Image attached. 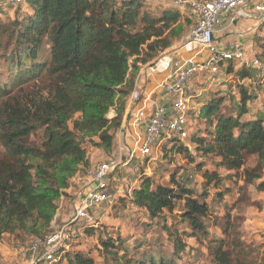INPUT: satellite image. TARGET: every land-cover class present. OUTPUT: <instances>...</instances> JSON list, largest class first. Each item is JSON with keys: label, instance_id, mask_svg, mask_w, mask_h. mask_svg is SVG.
Instances as JSON below:
<instances>
[{"label": "trees", "instance_id": "trees-1", "mask_svg": "<svg viewBox=\"0 0 264 264\" xmlns=\"http://www.w3.org/2000/svg\"><path fill=\"white\" fill-rule=\"evenodd\" d=\"M24 3L32 13L4 29L14 40L9 62L17 72L10 85L0 86V236L22 232L42 237L48 234L71 180L90 167L86 146L90 143L113 152L142 66L153 64L172 48L186 28L191 31L195 20L188 10L176 8L152 13L144 0ZM262 42L263 53L258 57L264 59ZM46 45L49 59L40 58ZM232 63L224 73L234 75L240 84L239 107L222 113L223 100L213 99L201 108L198 119L209 125L210 139L195 138L194 142L203 158L216 156L221 159L219 166L230 171L242 170L248 156H256L258 167L243 170L245 181L253 184L264 170V116L246 118L257 96L243 81L264 84L254 69L235 73ZM112 111L115 117L109 118ZM196 166L203 171L202 164ZM203 178L206 186L220 184L217 173L204 172ZM172 182L176 189L145 177L132 193L133 203L158 218L183 202L181 217L192 232L190 237H209L204 221L210 212L206 199L201 201L175 179ZM263 186L259 188L264 190ZM171 236L178 257L185 245L176 234ZM101 244L114 264H174V258H156L148 251L138 261L126 259L128 250L113 238ZM208 250L213 264H257L254 252L239 240H211ZM69 255L65 253L58 262L96 264L84 253Z\"/></svg>", "mask_w": 264, "mask_h": 264}, {"label": "rangeland", "instance_id": "rangeland-1", "mask_svg": "<svg viewBox=\"0 0 264 264\" xmlns=\"http://www.w3.org/2000/svg\"><path fill=\"white\" fill-rule=\"evenodd\" d=\"M24 1L0 0V86L10 85L15 80L17 68L9 62L14 40L8 38V33L4 34V29L11 26L17 18L23 19L32 13L30 6ZM144 1L151 5V9L160 10L161 7L179 9L176 2L181 0H162L159 3L158 0ZM117 2L119 4L122 0ZM189 31L186 28L183 37ZM49 57L50 47L46 45L41 51L40 58ZM232 78L222 71V74L216 77L203 76L193 81L188 94L191 97L190 138L185 141L163 142L159 151L156 150L149 158H141L129 168L119 171L112 183L113 190H119L117 202L112 206L98 209L88 222L74 223L79 237L70 244L68 252L70 257L75 253H84L93 258L96 264H114L101 244L102 240L113 238L121 249L128 250L126 259L138 261L144 252L148 251L149 255L156 258L158 256L174 258V264H213L208 250L209 243L211 240L222 238L228 243L241 241L246 248L254 252L257 264H264V190L259 188L264 184V170L260 173L261 178L253 184L246 182L243 174L245 169L254 171L258 167V158L248 156L242 170L230 171L224 166H219L221 159L216 156L203 158L194 142L195 138L210 139L207 135L210 131L209 125L198 119L201 108L210 101L222 99L223 103L220 106L222 113L229 114L234 112L233 109H238L241 101L240 84ZM259 116H264V107ZM113 117L114 111L109 114V118ZM94 141L98 142L97 139ZM86 148L88 157L94 164L106 160L112 154L90 143ZM176 149H180L182 153ZM0 151H3L1 146ZM198 164H202L203 171L196 170ZM204 172L217 173L220 176V184L206 186ZM83 175L75 176L69 188L64 191L65 194L58 202L55 219L46 236H30L22 232L0 236V264H43L44 245L40 243L35 254L32 253L31 246L37 239L41 241L45 239L56 227L71 221L81 193L79 176ZM147 176L151 177L156 185L174 189L177 188L172 182L175 179L180 186L190 190L195 198L201 201L206 199L210 212L204 221L209 237L204 238V241L190 237L192 232L181 217L183 202L177 204L174 212L166 211L158 218H152L146 210L138 208L132 201V193ZM225 231H228L226 232L228 236ZM171 234L180 237L185 245L186 250L178 257L174 256L175 237ZM66 252L62 249L61 256L63 257ZM120 254V257L126 255L125 251H121ZM54 264H68V261L66 259Z\"/></svg>", "mask_w": 264, "mask_h": 264}, {"label": "built area", "instance_id": "built-area-1", "mask_svg": "<svg viewBox=\"0 0 264 264\" xmlns=\"http://www.w3.org/2000/svg\"><path fill=\"white\" fill-rule=\"evenodd\" d=\"M252 0H181L176 4L185 7L195 20L194 27L180 40V48L197 47L199 52L190 59L172 58L170 75L156 85L155 91L167 98L165 105L149 107L151 94L139 84L128 98L122 124L118 131L114 150L104 161L90 164L83 176H79L81 193L73 210L71 221L56 227L45 239L36 240L31 246L37 253L40 243L44 245L43 263L54 264L65 249L79 237L74 228L76 222H88L101 207L112 206L118 200V191L113 190L115 175L141 158L152 156L163 142L185 141L190 138L189 113L191 97L188 95L193 81L198 77H216L222 74L230 62L238 61L257 72V79L264 84V59L255 57L245 61L243 49L221 51L215 44L214 34L223 19L240 11ZM261 10V8H257ZM201 56L202 59H198ZM161 56L148 64L147 79L161 69L170 59ZM144 67V66H142ZM225 68V69H224ZM151 69V70H150ZM142 73V72H141ZM159 151V150H158Z\"/></svg>", "mask_w": 264, "mask_h": 264}, {"label": "crops", "instance_id": "crops-1", "mask_svg": "<svg viewBox=\"0 0 264 264\" xmlns=\"http://www.w3.org/2000/svg\"><path fill=\"white\" fill-rule=\"evenodd\" d=\"M160 1L162 0H158V3ZM147 7L148 11L155 14L167 9L165 7H161L160 10L151 9V5H147ZM257 8H261V10H257ZM179 9L187 10L185 7H180ZM180 40L181 39L177 40L172 48L168 49L161 55L160 59L167 58L170 60L165 61L163 67L160 70L158 69L155 75H152L150 79H147L146 74L151 71H149L150 67L148 68V66H144L141 68L139 75L136 78L137 84L144 87L151 94V98L149 99L150 108L165 105L167 103V98L159 94V91L157 92L155 89L157 84L170 75L172 70V58H180L184 60L190 59L200 50L197 47L180 48V46L178 47ZM263 40L264 0H252L250 4L240 11V13L235 12L223 19L214 34L215 44L221 51L233 52L237 47H240L245 53L246 62L252 61L255 57L263 53ZM198 59H202L201 56ZM232 65L235 73L242 69H250L238 61H233ZM206 76L209 77L208 74ZM232 77V79L237 80L234 75H232ZM207 82L208 80L205 81L206 84ZM243 84L248 86L250 91L257 96V99L249 104L250 113L246 116V118L253 119L259 116V112L264 107V86H258L259 83L256 85L254 80L249 79L243 81ZM90 161V164L94 163L92 160Z\"/></svg>", "mask_w": 264, "mask_h": 264}]
</instances>
